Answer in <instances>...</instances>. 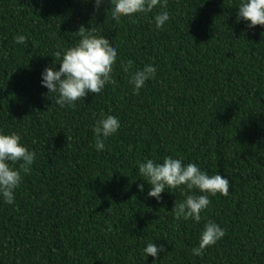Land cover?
<instances>
[{
    "label": "trees",
    "instance_id": "trees-1",
    "mask_svg": "<svg viewBox=\"0 0 264 264\" xmlns=\"http://www.w3.org/2000/svg\"><path fill=\"white\" fill-rule=\"evenodd\" d=\"M161 2L115 22L110 0L99 11L94 0H0V129L37 153L15 203L0 199V264H264V26L237 21L239 0ZM160 11L170 19L158 29ZM81 27L117 49L115 83L61 108L41 72ZM145 64L157 73L136 93ZM102 114L121 127L98 152ZM165 156L227 177L229 195L210 196L198 223L177 220L187 190L157 202L137 174L138 161ZM209 220L225 236L194 256ZM147 242L166 251L145 260Z\"/></svg>",
    "mask_w": 264,
    "mask_h": 264
},
{
    "label": "clouds",
    "instance_id": "clouds-1",
    "mask_svg": "<svg viewBox=\"0 0 264 264\" xmlns=\"http://www.w3.org/2000/svg\"><path fill=\"white\" fill-rule=\"evenodd\" d=\"M104 2L105 0H94V10L99 11ZM110 3L111 18L115 22H119L122 17L132 18L138 14L151 13L158 5L167 7L166 2L162 3L161 0H110ZM236 8L237 21H245L248 29L257 25L264 26V0H239ZM169 19L168 11L158 12L154 16L155 27L162 28ZM76 33L80 37L79 41L71 47L59 48L54 53L56 59L53 64L46 66L41 72V86L48 90L52 102L61 108L75 106L78 100L84 99L88 94L99 96L106 85L115 83L113 71L118 58L117 49L103 35L94 34L84 27ZM26 40L24 35L14 37L16 44H25ZM56 64H59L58 69ZM124 70L127 72L128 68L124 67ZM156 73L154 64H145L142 69L136 70L129 81L133 91L138 93ZM120 127L121 122L117 116L102 114L91 129L95 136L96 151H103L105 140L116 134ZM36 158L37 153L23 142L20 133L0 129V199L5 204L15 203L16 190L21 186L24 176L32 171ZM137 174L150 185L147 195L157 202L161 200V194L166 188L169 193L177 188L187 190L185 199L174 203L172 212L177 220L191 219L198 223L201 213L211 204L210 196L214 197L218 193L229 195L230 181L227 177L218 172L209 175L197 163H185L182 158L165 156L162 162L156 159L138 161ZM137 187L140 192L144 191L143 183ZM224 236L225 229L209 220L200 234L198 245L191 249L192 255H203L207 247L215 245ZM165 251V245L158 247L154 242H147L142 249L145 260L148 256L156 258Z\"/></svg>",
    "mask_w": 264,
    "mask_h": 264
}]
</instances>
